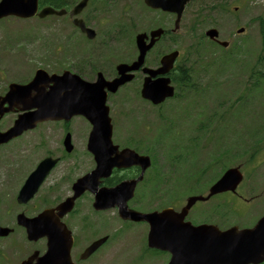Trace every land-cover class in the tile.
Returning a JSON list of instances; mask_svg holds the SVG:
<instances>
[{"label": "flooded vegetation", "instance_id": "af4514ba", "mask_svg": "<svg viewBox=\"0 0 264 264\" xmlns=\"http://www.w3.org/2000/svg\"><path fill=\"white\" fill-rule=\"evenodd\" d=\"M41 1L44 6L65 8L67 10L78 2V0ZM191 3L186 4L180 15V27L185 10ZM113 4L114 0H90L88 8L83 9L79 16L87 26L96 28L105 26L108 24ZM89 8L91 11L87 12ZM219 8L221 11L226 10L222 4ZM65 16L71 20L67 13L63 17ZM144 16L149 23L148 33L157 27L164 29V34L160 39L158 38L159 40H156L154 46L147 52L144 61L146 66L158 67L160 57L173 48L169 45H164L165 47L159 51L156 49L157 45L162 44L165 40L169 43L174 42L176 14L162 11L158 8H151L144 4L143 0H139L136 20H142ZM147 30L144 32L147 33ZM6 34L4 30H0V133L9 130L20 114L30 111L28 107L32 102L31 94L12 95L14 90L10 92L11 88L14 85L27 84L36 70L40 68L48 73L58 74L68 69L88 81H94L98 71L102 72L105 79H112L117 75L116 63H111L107 59L99 61V69L88 57L79 60L77 46L75 47V52L64 59L59 42L56 45V53L58 55L54 59H47V61L53 60L56 66H50L43 61L32 66L29 63L31 59L28 56L31 45L29 39L26 37L5 36ZM120 41H122V37L106 36L103 37L101 43L102 45L106 44L105 48H108L110 43ZM88 49L94 50L93 46H88ZM153 51H155L153 59L149 58L148 60L149 55ZM130 55V57L122 60L130 63L136 58L137 47L135 45L134 51ZM182 55L181 53L179 54L168 73L174 90L173 96L158 105L142 98L140 94L144 78L141 70L135 72L138 83L122 85L115 92L106 90V104L109 108L113 126L111 139L117 150L110 148L106 151L107 159L103 160V167H98L97 159L95 158V155L100 153L101 136H98L100 139L97 136H93L90 142L91 147L89 148L91 124L83 116H74L69 120L41 121L33 129H28L18 136H12L0 141V226L10 227L12 229L11 235L25 237L26 230L17 222L18 215L23 214L33 217L44 209L55 208L67 198L72 197L75 191L74 185L80 179L87 177L88 187L84 188V191L74 200L73 208L60 217V221L65 225L66 229H58L60 233L58 239L64 247L69 244L68 253L71 264H100L101 261L95 260V257L99 256L98 253L103 250L108 241L86 257H83V254L85 249L97 239L104 236H108V239L110 238L109 212H116L118 216V207H95V192L114 188L124 182L130 185V183L135 181L134 194L127 199L126 206L142 213L159 211L164 207L158 208L157 205L158 183L159 179L163 178L164 175L170 185L177 181L175 183L184 188V193L188 191V194L181 198L179 197V192L178 194L175 193L178 187L171 185L170 200H168V205L165 207H172L174 211H180L189 196L203 197L202 200H196L188 209L184 217L185 222L188 221L192 225L209 224L219 229H225L232 225L248 226V223L239 217L241 209L238 204L240 195L237 189L234 192L226 191L209 194L210 187L221 173L219 163L222 162L223 154L216 153L212 160L213 163L206 165H196L193 164L196 161L190 160V155L198 152V148L205 149L207 147L208 136L186 137L181 147L187 163L183 166L174 163L163 166L161 169L165 171V174L159 170V166L156 164L155 147L158 144V136H155V133L133 135L130 131L132 130L131 128L127 130L129 121H134V117H137L135 121L142 122L145 119V128L155 130L149 117L145 114V112L156 114L153 109L158 111L157 118L164 119L165 113L162 111L164 106L168 107L177 104L179 107H188L192 103L197 105V101L192 99L197 98L198 91L201 88L202 80L199 78H201L204 65L198 57H194V54H184L185 59H181ZM44 88L47 89V85H44ZM132 105L134 107L133 110H131ZM141 107L147 108L148 111L144 108L141 109ZM76 118H79L80 121L77 122ZM118 125H120L121 130H119V136H117L118 131H116ZM133 125L134 122L130 123L131 127ZM33 132L37 136H29ZM54 134L57 136H53ZM67 134L70 136H66ZM143 134L144 136H142ZM236 140L237 138L232 142L233 149L236 147ZM210 142L211 139L209 140ZM238 144L240 145V143ZM176 147L180 146H174L175 149ZM249 147L246 148V153L252 154L254 150L252 148L249 149ZM121 151L123 154L126 153L133 157L137 155L138 157L141 156V158H139L138 162L129 161L128 163L124 162V159L121 165H113L111 163L112 157ZM239 152V148H237L231 154V157L234 154L238 155ZM196 155L200 154L197 153ZM146 156L149 158L148 165H144ZM217 168L220 170L219 173L216 171ZM26 185L28 186L26 187ZM143 186L145 193L149 189H151V192L148 196L141 197V199L137 198V193L140 192L139 188ZM142 199H146L154 207L146 210L140 205ZM226 207L228 210L230 209L231 214L225 210ZM247 209L248 206H246ZM231 215H237L239 221H231ZM224 216L226 217L224 218ZM118 218L120 219L119 216ZM120 220L123 224L148 225L145 221ZM25 242L28 245V250L23 258L27 259L32 256V262L36 263L40 257H44L45 261L49 243L45 232L42 233L38 240L29 241L25 239ZM147 250L159 251L150 248H147ZM147 250L142 252L148 257L149 253ZM160 252L167 253L166 251ZM58 264H62V261H59Z\"/></svg>", "mask_w": 264, "mask_h": 264}, {"label": "rangeland", "instance_id": "374dc122", "mask_svg": "<svg viewBox=\"0 0 264 264\" xmlns=\"http://www.w3.org/2000/svg\"><path fill=\"white\" fill-rule=\"evenodd\" d=\"M138 4L139 0H114L107 26H99L97 28L92 26L99 33V36L92 42H87L76 32L70 22L63 18H47L45 20L30 18L28 21L18 19L20 22L15 23V25L30 27L28 32L30 31L29 41L31 45L28 56L31 59L29 63L32 66L40 61L54 66V61H47V59H54L58 55L55 52L58 42L64 59L75 52L76 46L79 52H82L88 46H93V62L99 64L100 60L107 59L111 63H117L131 56V52L134 51L135 33L140 31V29L147 30L149 27L145 16L142 20H136ZM221 4L226 9L225 11L220 10L219 6ZM201 7L205 8L204 10H208L203 12L208 15L207 22L204 25L198 23L193 27L195 13ZM90 11L89 8L87 12ZM127 17H131L135 21L132 29L133 35L130 31L128 35L122 37V41L110 43L108 48H105L101 43L103 37H106L104 31H107L108 27L112 26L113 23L120 20L124 21ZM11 20V22L5 24L10 26L15 19ZM124 22L129 23L127 21ZM261 24L264 25V0H195L192 2L185 10L181 27L175 34L174 42L169 43L165 40L162 44L157 45L156 49L159 51L165 47L164 45H169L180 50L181 54H183L181 59H185L184 54L186 53L194 54V57H198L203 63V72L201 78H199L202 80L201 88L198 91L200 95L197 94V98L192 99L199 104L187 107L186 112L183 111L186 107H179L177 104L168 107L164 106L162 108L165 113L164 121L166 127L164 128H162L163 120L156 116L158 115L156 109H153L156 114L145 112L155 130L145 128V119L142 122L135 121L137 117H134V121H129L127 126V130L132 129L130 131L133 135L156 132L159 134L161 129L162 134V132L169 130L167 136H161V143L158 142L159 145L157 144L155 147L156 164H158L159 170L163 166L168 165V154L173 156L174 164L183 166L187 163V160L185 162L184 158L177 156L182 149L180 147L173 149V147L183 146L184 139L191 137L194 131L193 128L200 123L206 124L209 122L207 117L212 114H216L212 119L217 120L214 132L209 135L215 138L213 147L209 149H207L209 146L205 149L198 148L200 156L192 160L196 161L193 164L206 165L213 163L211 158L218 149L222 151L223 162L228 163V165L239 164V156L231 159L232 152L230 149L233 148L231 136H242L235 142V149L239 148V151L245 153L248 146H250L249 149H260L258 155L254 156L246 165L242 161L243 165L241 166L244 178L242 184H240V191L243 196L250 201L254 199L253 197L260 196L257 197V202L248 206L247 210L239 199L238 204L241 213L246 210L243 213L246 214L244 218L246 223H251L257 216L264 213V144L253 141L254 137H256L253 130L259 126L257 123L264 121V49L261 50ZM6 25H0L2 26L0 30H5L4 28H7ZM209 27L218 29L220 40L228 41V47L222 48L204 37V31ZM240 27H243L244 31L237 33V29ZM4 32H7V34L22 33L19 26L14 27L11 31L5 30ZM7 34L5 36H8ZM154 52L149 55L148 60L149 58L153 59ZM87 53L88 51H84L83 55L81 53L78 54L79 60L86 58ZM257 82L261 86L254 87ZM143 108L147 110V108L141 107V109ZM133 109L132 105L131 110ZM76 121L79 122L80 119L76 118ZM132 122H134V125L131 127L130 123ZM119 130L120 125L117 126V136H119ZM206 130L204 128L203 133H199L198 136H207ZM246 133L249 134L246 135ZM29 136L37 135L33 132ZM53 136L57 135L54 134ZM193 136H195V133H193ZM262 138L264 139V137ZM209 140L210 137L207 138V145ZM225 149H227L226 152ZM212 153L214 154L211 156ZM175 182L171 183V185L178 187V192L184 191V188ZM171 185L168 179H159L158 208L167 204L168 200H170ZM139 190L137 198L140 199L148 196L151 192V189H149L145 193L144 186L139 188ZM187 194L188 191L183 195L179 194V197L183 198ZM140 203L146 210L154 207L146 199H142ZM225 210L231 214L230 209L228 210L226 207ZM239 217L241 219V215ZM109 219L110 240L103 250L98 253L99 256L95 257V260L101 261L100 264H166L169 258L168 254H157L154 251L147 250L145 247L143 248L145 235L148 230L146 224H123L116 212L113 211L109 212ZM230 219L231 221H239L237 215H231ZM116 229L119 230L118 234H115ZM16 244L19 246L18 249L13 246ZM27 250L28 245L23 236L13 235L0 239V264H17V259L22 254H25ZM143 250L148 251L151 256L149 260H146Z\"/></svg>", "mask_w": 264, "mask_h": 264}, {"label": "water", "instance_id": "95a60500", "mask_svg": "<svg viewBox=\"0 0 264 264\" xmlns=\"http://www.w3.org/2000/svg\"><path fill=\"white\" fill-rule=\"evenodd\" d=\"M87 1L81 0L69 14L72 16L78 13ZM186 1L189 0H144L151 7L174 11L177 14L175 29L179 26L180 15ZM36 12V0L0 1V17L8 14L30 17ZM51 13L61 15L65 13V10L57 11L49 7L43 8L38 12V16L44 17ZM73 22L89 38L95 37L94 30L86 28L82 20L74 19ZM242 30L243 28H239L238 32ZM162 32L161 28L152 30L148 43H145V33L137 34L135 42L140 52L137 59L130 65L119 64L117 66L119 76L113 80L106 81L101 73H98L96 81L88 82L79 75L67 70L60 75L55 73L48 75L45 70L38 69L28 84L14 85L10 91L14 90L12 95L34 92L31 95L32 102L28 107L32 110L20 114L9 130L0 133V141L19 135L22 131L32 128L39 121L70 119L74 115H82L92 123L89 148L93 136L102 139L100 153H97L95 158L98 167H103V160L107 159L106 151L110 148L112 150L113 148L116 149L111 142L112 125L108 116V107L105 105L106 92L104 88L115 91L120 85L130 80L132 74L126 75L125 73L129 70L138 69L143 63L146 50L153 45ZM205 35L210 39H215L218 36V31L215 28H210L206 30ZM219 43L223 46L227 45L225 41H219ZM177 55L178 51L174 50L162 56L160 59L161 66L156 70L143 69L149 74L143 82L141 90L143 97L154 103H159L172 95L173 91L168 84V78H151L158 73L163 74L169 71ZM44 85H47L49 89L45 90ZM135 156L123 154L121 151L112 157L111 163L121 165L124 159L126 163L129 161L138 162L141 157ZM147 163L148 158H146L144 165H147ZM241 179L242 175L237 169H228L210 188V194L226 190L234 191ZM134 185L135 181L130 185L124 182L114 188L95 192L94 206L109 208L117 205L119 215L122 218L147 221L149 223L148 245L168 250L171 256L167 264H258L264 261V215L258 219L253 227L246 229L233 227L218 231L207 226H192L189 222H183V218L194 201L201 199V197H190L187 204L178 213L170 209L161 212L140 213L128 209L126 206V201L131 197ZM86 187H88L87 177L80 179L74 185V195L59 204L55 208L57 212L54 211L55 209H46L32 218L25 217L23 214L18 215V223L25 227L28 240H37L44 232L49 239L45 261L44 257H40L36 263H33L32 256H30L20 264H58L59 261H62V264H71L68 255L69 244L64 247L58 239L60 234L58 229L64 228L59 217L71 209L73 200ZM9 232V228L0 227V236H6ZM105 240L106 237L94 241L84 251L83 257L93 252Z\"/></svg>", "mask_w": 264, "mask_h": 264}, {"label": "trees", "instance_id": "16d2710c", "mask_svg": "<svg viewBox=\"0 0 264 264\" xmlns=\"http://www.w3.org/2000/svg\"><path fill=\"white\" fill-rule=\"evenodd\" d=\"M203 10L202 9H200L196 14H195V16H194V20L195 21H198L200 24H205L206 22H207V16L208 15H205L203 12H202ZM260 34H261V37H260V42H261V50H263L264 49V25L263 24H261L260 25ZM261 86V84L259 83V82H257V83H255V85H254V87H257V86ZM258 86V87H259ZM216 116V115H215ZM211 120V122L209 123V122H207L206 123V127H205V129H210V131L209 132H207V136H209L210 135V133H212L213 131H214V129L216 128V125L215 124H217V121H215V119H210ZM257 125H259V126H257L253 131H254V136H257V137H255V141H257L259 138H261V137H263L264 136V121L263 122H261V123H257ZM162 130V129H161ZM161 130L159 131V136H167V134H168V132H169V130H166V131H164V132H162V134H161ZM190 152V151H189ZM183 154H184V152H183ZM180 155L183 157V155H182V150H180ZM239 156L241 155V153H239L238 154ZM234 157V156H233ZM180 194H183L184 193V191H181V192H179ZM264 264V263H263Z\"/></svg>", "mask_w": 264, "mask_h": 264}, {"label": "bare ground", "instance_id": "6f19581e", "mask_svg": "<svg viewBox=\"0 0 264 264\" xmlns=\"http://www.w3.org/2000/svg\"><path fill=\"white\" fill-rule=\"evenodd\" d=\"M200 47V46H199ZM244 60V59H243ZM172 100V99H171ZM263 110V109H262ZM234 148V147H233ZM246 186V185H245ZM252 189V188H251Z\"/></svg>", "mask_w": 264, "mask_h": 264}]
</instances>
